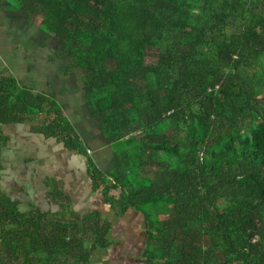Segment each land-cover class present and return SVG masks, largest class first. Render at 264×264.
Here are the masks:
<instances>
[{
  "label": "trees",
  "instance_id": "obj_1",
  "mask_svg": "<svg viewBox=\"0 0 264 264\" xmlns=\"http://www.w3.org/2000/svg\"><path fill=\"white\" fill-rule=\"evenodd\" d=\"M14 6L40 16L66 70H80L112 164L101 169L56 100L12 75L0 74V123L45 113L40 130L85 155L91 190L142 214L141 264H264V0ZM54 188L57 212L21 211L0 195V264H90L110 244L111 222L67 209Z\"/></svg>",
  "mask_w": 264,
  "mask_h": 264
},
{
  "label": "crops",
  "instance_id": "obj_2",
  "mask_svg": "<svg viewBox=\"0 0 264 264\" xmlns=\"http://www.w3.org/2000/svg\"><path fill=\"white\" fill-rule=\"evenodd\" d=\"M37 21L28 20L8 0H0V74L14 76L18 88L52 96L87 154L101 169L107 170L112 164V149L79 89L80 70L76 67L66 70L69 55L39 28ZM47 118L40 112L21 121L0 123V195L15 201L21 211L57 212L62 206L60 198L54 196L56 185L68 196L67 209L81 214L97 210L103 219L111 222L107 233L110 244L95 248L90 264L93 261L116 264L118 255L123 261V252L131 259L134 257V264H141L136 254L143 256L144 250L142 214L132 208L119 213L103 200L99 191L91 190L85 155L77 148L66 146L61 139L44 134L38 125Z\"/></svg>",
  "mask_w": 264,
  "mask_h": 264
},
{
  "label": "rangeland",
  "instance_id": "obj_3",
  "mask_svg": "<svg viewBox=\"0 0 264 264\" xmlns=\"http://www.w3.org/2000/svg\"><path fill=\"white\" fill-rule=\"evenodd\" d=\"M16 2H17V0H11V3H14L13 5H15ZM39 18H40V16H37V17H36L37 20H38ZM148 61H152V60H151V59H148ZM78 79H79V89H82V88H81V77H80L79 74H78ZM91 157H92V156H91ZM141 234H142V233H141ZM117 235H118V234H117ZM117 235H116V237H117ZM141 236L144 237V242H145L146 235H145L144 231H143V234H142ZM116 237H113V238L116 239ZM118 237L122 239L121 235H118ZM119 238H118V239H119ZM121 256H122V258H123V261L120 260V255H118V258H117V259L120 261V264H134V261H135V260H133L134 257H133V259H131V257L128 255V253L123 252V254H121ZM136 257H137L138 259L141 258L142 261H145V260H146L145 257L139 255V253L136 254ZM95 258H96V257H95ZM119 261H117L116 264H118ZM94 263H95V262L93 261V263H91V264H94Z\"/></svg>",
  "mask_w": 264,
  "mask_h": 264
},
{
  "label": "built area",
  "instance_id": "obj_4",
  "mask_svg": "<svg viewBox=\"0 0 264 264\" xmlns=\"http://www.w3.org/2000/svg\"><path fill=\"white\" fill-rule=\"evenodd\" d=\"M88 151H90V149H88Z\"/></svg>",
  "mask_w": 264,
  "mask_h": 264
}]
</instances>
